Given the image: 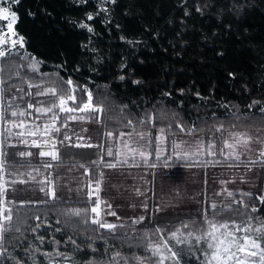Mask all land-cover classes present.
I'll return each instance as SVG.
<instances>
[{
  "label": "trees",
  "instance_id": "trees-1",
  "mask_svg": "<svg viewBox=\"0 0 264 264\" xmlns=\"http://www.w3.org/2000/svg\"><path fill=\"white\" fill-rule=\"evenodd\" d=\"M101 7L107 11H101ZM13 10L18 16L15 30L25 37L24 49L18 48V51H26L41 62L40 72L45 74L42 82L52 86L59 78H71L79 86H86L93 93L94 102L103 107L104 111L98 114L99 122L84 125L97 130L91 133L93 143H104L103 133L108 131H131L125 127L129 120L134 122L137 132L150 129L153 137L159 135L161 127L167 129L171 125L172 134L165 138V160L149 162L155 167L181 170L178 173L186 176L189 167L200 164L197 163L199 158L189 162L167 161L169 154H173L172 140L178 142L194 136L211 140L214 135L219 138L215 128L220 125L226 130L224 135L233 130L258 134V137L264 135V112L260 111L264 107V0H115V3L110 0L104 4L100 0H19ZM88 14L93 15L91 21L87 20ZM81 22L94 31L89 33L79 27ZM0 68L4 69L0 77L7 81L6 90H10L6 91L7 95L16 96V89L26 88L11 74L13 64L0 61ZM253 101L260 103L249 107ZM17 102L23 103L19 99ZM147 114H154V126L137 123ZM177 121L186 129L193 128V136L180 132L176 128ZM79 127L76 125L77 131ZM5 151L14 150L5 144ZM93 152L95 149L61 147V160L53 162L56 165L51 170L53 177L58 167L79 168L83 163L91 168L88 157ZM212 159L201 157V160ZM215 159L218 163L209 170L236 180L229 189L235 191L237 197L241 192H251L254 199H244L259 210L255 215L264 218V204L255 199L264 195V186L255 190L240 188L238 179H244L251 170L221 171V162L226 166L231 162L219 156ZM243 163H246L244 158L241 166ZM168 170L158 174L168 176ZM109 171L104 169L105 181ZM147 177L149 179V175ZM123 181H127L126 189L120 191ZM120 182L111 188L113 195L108 200L119 219L107 217L113 218L108 222H123L125 227L112 234L104 229L97 231L90 221L85 224L79 218L64 214L86 205L82 195L43 203L45 199H39L42 193L37 187L29 189L30 197H26L24 191L18 193L19 215L15 219L22 229L37 223L27 219L36 214L46 223L35 233L30 230L12 233L4 242L6 252L0 256V264H16V261L48 264L50 257L42 253L56 251L73 256L78 264L89 261L108 264L116 252L128 257L148 255L138 246L144 230L179 226L181 221H202L201 213L212 215L211 208L201 209L200 206L193 211L180 210L187 203L186 194L180 195L178 205L170 208H137L132 195L137 189L143 192L142 181L137 186L135 178L128 176ZM144 184L148 191L149 183ZM182 190L187 192L185 188ZM199 193L195 191V196ZM26 200L31 203L20 207V202ZM136 209L145 211L141 214L145 216L142 223H131L140 215L126 218V214L125 218H120L121 212ZM237 216L236 211L226 210L220 218L228 220ZM40 235L44 243L37 239ZM70 237L78 247L70 242ZM36 248L40 251H35ZM196 249L199 246L195 245L191 252L185 248L181 264H200L203 256ZM54 259L60 264H70L58 256Z\"/></svg>",
  "mask_w": 264,
  "mask_h": 264
},
{
  "label": "snow or ice",
  "instance_id": "snow-or-ice-1",
  "mask_svg": "<svg viewBox=\"0 0 264 264\" xmlns=\"http://www.w3.org/2000/svg\"><path fill=\"white\" fill-rule=\"evenodd\" d=\"M107 2L101 0V4ZM111 2L115 3V0ZM18 3L19 0H0V61L13 64L11 74L26 85V88L16 89V96H10L6 94V91H10L6 90L7 81L0 77V256L5 254L3 245L12 233L22 234V231L27 230L35 233L46 223L39 214L27 218L36 221L34 225H27L26 220L27 226L22 229L17 223V194L24 191L18 185H36L39 192L44 194L43 203H52L60 198L57 181L51 170L56 167L53 162L61 160V147L95 149L88 157L91 168L88 164L78 165L83 169L84 180L79 182L75 191L81 193V198L87 203L82 208H73L64 214L79 218L85 224L90 221L97 231L104 229L112 234L125 225L106 219L107 216L117 217V211L101 196L105 183L104 169L139 167V162L153 167L149 162V149L153 148V141L155 154L159 158L165 150L166 136L172 134L171 125L167 129L161 127L159 135L155 137L150 129L137 132L134 122L129 120L125 127L131 131H108L103 133L104 143H93L91 133L97 130L84 125L99 122L98 114L104 111L103 107L94 102V95L86 86H79L71 78H59L58 86L42 82L45 74L40 72L41 62L26 51H18V46L19 49L25 46V37L15 30L18 16L13 5ZM101 11L107 9L101 7ZM92 19L93 15L88 14L87 20ZM79 27L87 29L89 33L94 31L84 22ZM3 71L0 68V73ZM18 99L23 103H18ZM258 103L253 101L249 107ZM260 111L264 112V107ZM154 120V114H147L137 123L154 126ZM76 125L80 126L79 131ZM176 128L188 136H193L195 131L193 128L186 129L178 121ZM225 131L223 125L216 127L215 133L220 134L219 138L214 135L207 141L199 137L192 141L172 140L171 148L176 156L184 160L213 158L211 161L200 160L201 165L215 166L218 163L215 158L219 156L223 161L231 162L227 164L228 167H240L243 157L246 163L242 166L246 170H251L257 163L264 168V135L257 137L249 132L233 130L225 136ZM5 144L14 151H5ZM91 156L96 158L92 159ZM220 183L221 190L214 192V195L223 197L224 202H209L211 216L201 213L204 215L202 221H181L179 226L146 229L140 236L138 246L143 247L148 255L133 254L128 257L116 252L108 264H181L185 248L191 252L194 245H200L196 250L203 252L200 264H264V218L255 215L259 210L244 199L247 197L251 201L254 199L253 194L241 192L237 197L235 191L226 187L229 183H235L234 180H221ZM136 194L143 195L139 191ZM255 199L264 204V195ZM30 203L31 200L21 201L19 206L25 207ZM241 208L243 211H240ZM226 210L236 211L238 216L228 220L220 218ZM144 220L145 216L140 215L131 223L140 224ZM57 223L60 221L57 220ZM37 239L44 243L42 235L37 236ZM69 239L76 246L75 240ZM53 243L58 244L59 241ZM35 251L40 249L36 248ZM42 255L50 257L48 264H60L54 259L57 256L70 264H78L73 256L60 251ZM16 264L22 262L16 261ZM88 264L101 262L89 261Z\"/></svg>",
  "mask_w": 264,
  "mask_h": 264
},
{
  "label": "rangeland",
  "instance_id": "rangeland-1",
  "mask_svg": "<svg viewBox=\"0 0 264 264\" xmlns=\"http://www.w3.org/2000/svg\"><path fill=\"white\" fill-rule=\"evenodd\" d=\"M109 1L110 0H108V2ZM18 48H19V46H18ZM92 126L97 128L96 125L95 126L92 125ZM227 134L228 133H226L225 136H227ZM252 135L258 137V134H252ZM197 137L202 138L205 141L208 140V137H203V136L187 137V138H184L183 140L192 141L193 139H195ZM163 153L161 154V156L159 158H157V156L156 157L152 156L153 158H150L149 161H163V160H165V157L167 155H164ZM174 154H175L174 152H173V154H169V156L166 158L167 161L170 159H176L178 161H183V162L191 161V160H183ZM199 160H201V158H199ZM138 162H139V160H138ZM139 163H140V166H143L142 162H139ZM174 165L175 164H173L172 166H174ZM140 166L134 167V168L133 167L132 168H122V169H115V170L110 169V171L113 170L115 172H110V171L108 172L109 178H107L108 180L105 181V183L103 185V189H104L103 191L104 192L102 191L103 193H101V196L104 197L105 199L109 200V198H111V196L113 195L111 193V190L114 189L113 187L118 186L120 180L121 179L125 180V179H127L128 176L135 178V180L137 181V186H138V183H140L141 181H142L141 183H146V184L149 183V182H147V181H149V179L147 177L149 174L147 173V171L149 173H151L152 169H150V168H153L155 166L148 167V168H146V167L141 168ZM156 167L160 168V166H157V165H156ZM211 167L208 165H201V164L200 165L198 164V165L193 166V167H189L188 173H186L188 175H186V176L178 173L181 170L178 171L175 168L170 169V170H168L169 171L168 176L165 175L164 173H161L160 175L159 174L156 175V178H157V184L156 185H159V187H158L159 190L161 189L162 193H164V194H170V192H172L173 188L179 189V186L181 187L180 189H182V188L187 189L188 188L187 192L190 193L189 195L195 197V191L199 192L197 185L199 183H201L200 181L202 179H204L205 180L204 182L208 185V189H209V186L211 188V189L206 191V197H208L210 200L204 201V202L202 201L200 208L201 209H209L210 208V206H209L210 201H216L220 204H222L224 202V198L222 199V197H221V200H216V196L214 195V192H219L221 190L222 186H221L220 181L221 180H232V178H229L228 176L219 174V172L216 173V172H213L212 170L210 171L209 169H211ZM144 168H146V169L144 170ZM163 168L166 169V168H173V167H163ZM252 168H256L257 170L256 171L254 169L252 170ZM252 168H251V171L248 173V175L244 179H238L241 182L240 188H246L247 190H252V189L255 190L256 188L259 189V188H262L264 186V168H261L259 163H257V165L255 167H252ZM141 169L144 171H141ZM243 169H245L243 166L228 167L221 162V171H224V170H225V172H228V170H232V171L242 170L243 171ZM159 171L162 172L164 170L159 169ZM82 173L83 172L81 171V168H77L75 166H73V168L58 167L55 171V179L57 181V186H58V196L59 197L81 196L82 194L78 193L75 190L79 187V182L84 180ZM112 173H114V174H112ZM187 179H189V180H187ZM212 179H214L215 182ZM129 180H131V179H129ZM186 180L189 182V184L188 183L186 184ZM243 180L247 181V182H244ZM250 180H256V182H251ZM107 183H108V185H107ZM126 184H127V181L120 182V191H125ZM235 184L236 183H229L226 185V187L229 189L230 187L234 186ZM109 185H110V187H109ZM189 185H193L192 187H190L191 189L188 187ZM144 186H145V184H143V187ZM18 187L24 189V194L26 197H30L31 194L29 193V189H34L36 186L33 187L32 185H19ZM108 187L110 190H108ZM111 188H113V189H111ZM236 188H238V187H236ZM180 194L181 195L182 194L187 195V193L184 192L183 190L180 191ZM148 196H149V193H147V199H148ZM41 197L42 198H39V199H45L43 193L41 194ZM187 198L189 199V197H187ZM187 198H184V199L186 200ZM217 198H220V197L217 196ZM188 199H187V203L184 206H181V207H183V209H180V210H184V211L195 210L196 205H197L196 203H198V202H196V201H192V202L190 201L189 202ZM147 202H148V200H147ZM114 204H115V202H114ZM168 207L170 208V206H168ZM171 211H173V210H171ZM131 212H128V213H122L121 212V214H119L120 218H125L124 215H126V214H127L126 218H128L129 216L135 217V216H138V215L145 213V211L143 209H136L132 213ZM135 212H136V214H135ZM174 212H176V211H174ZM106 219L107 220H113V218H111V217H106ZM196 246H199V248H200V245H196ZM177 247H179V246H177ZM200 252L203 256V252L202 251H200Z\"/></svg>",
  "mask_w": 264,
  "mask_h": 264
},
{
  "label": "crops",
  "instance_id": "crops-1",
  "mask_svg": "<svg viewBox=\"0 0 264 264\" xmlns=\"http://www.w3.org/2000/svg\"><path fill=\"white\" fill-rule=\"evenodd\" d=\"M251 134H253V133H251ZM169 149L171 150L170 147H169ZM164 155H167L166 152L164 153ZM143 166H145V165H143ZM204 181L205 180L202 179L200 181L201 183H199L197 185V188L200 191V193L198 194V196L193 197V196H190L189 194H187V197H189V199L186 197L189 202L190 201L191 202L192 201L198 202V203H196L197 204L196 206H198V205L200 206L202 201L204 202V201H209L210 200L208 197H206V191L209 190V189H211V188L209 186V189H208V185ZM253 182H256V181L253 180ZM156 184H157V180H156ZM156 184L152 186V191H154V193L152 195H149L148 196V199H147V190H146L145 187H143V192L142 191H139V189H137V191L143 193V195H137L136 194L137 191H133L132 197L134 198V200L136 202L137 208H140V207L142 208L143 205L152 206V207H163V206L164 207L165 206L166 207H168V206L173 207V206L178 205V202L177 201L179 200L178 198H180L179 195H181L180 194V191H182V189H180V186H179V189L173 188L172 189V192H170V194H164V193H162L161 189L159 190V188H158L159 185H156ZM192 186L193 185H189L188 187L190 188ZM187 189H186V191H187ZM187 199L186 200L184 199V200L187 202ZM222 199H223V197H222ZM147 200H148L149 203H147ZM216 200H221V197L220 198H217V196H216Z\"/></svg>",
  "mask_w": 264,
  "mask_h": 264
},
{
  "label": "flooded vegetation",
  "instance_id": "flooded-vegetation-1",
  "mask_svg": "<svg viewBox=\"0 0 264 264\" xmlns=\"http://www.w3.org/2000/svg\"><path fill=\"white\" fill-rule=\"evenodd\" d=\"M165 147H166V145L164 144V149H165ZM154 148H155V143H153V148H151V149H149V151H150V156H149V158L151 157V156H155L156 157V154H155V151H154ZM164 153H165V150H164ZM163 153V154H164ZM198 162L197 163H199V161L200 160H197ZM200 165V164H199ZM146 168H144V170H145ZM150 169H152L151 170V173H149L148 171H147V173L149 174V185H150V188H149V190L147 191V193H149V195H152L153 193H154V191H152V186L153 185H155L156 184V180H157V178H156V175L160 172L159 171V169L161 170V169H163L162 167H153V168H150ZM166 169H168V168H166ZM170 169V168H169ZM144 170H142L141 169V171H144ZM165 170V169H164ZM148 203V202H147ZM199 206V205H198ZM144 210V209H143Z\"/></svg>",
  "mask_w": 264,
  "mask_h": 264
}]
</instances>
